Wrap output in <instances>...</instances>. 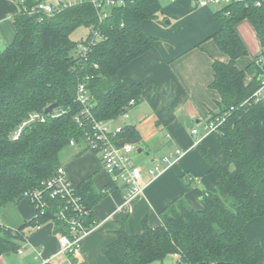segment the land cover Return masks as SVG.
Instances as JSON below:
<instances>
[{"label":"trees","instance_id":"obj_1","mask_svg":"<svg viewBox=\"0 0 264 264\" xmlns=\"http://www.w3.org/2000/svg\"><path fill=\"white\" fill-rule=\"evenodd\" d=\"M44 1L26 0L25 4ZM160 7V0H127L123 6L109 8V15L100 24L97 10L87 0L60 6L50 15L18 12L13 22L14 37L0 50V210L24 199L25 192L43 188V182L62 167L59 155L71 146V139L72 145L81 142L90 150L84 128L74 119L82 107L76 99L78 80L88 76L89 111L97 120L118 119L131 100L138 103L150 80L122 86L117 74L154 46L155 38L142 23L154 18ZM215 18L219 29L211 37L229 60H215L212 65V86L221 97L212 119L231 106L234 110H229L213 134L230 164L212 161L202 150L216 183L202 192L201 206L195 207L180 196L159 212L157 226H150L146 218L138 234H129L121 226L113 243L103 249L109 264H162L168 255L176 257L175 264H264L263 246L247 240L244 231L250 220L264 216V98L241 105L261 86L264 70L262 61H254L243 70L236 66L248 51L235 28L241 20H249L264 56V0L259 5L252 1L227 4L216 10ZM81 25L100 28L103 36L92 45L82 69L78 41L70 38ZM90 36L88 33L85 37ZM247 72L252 74L248 83L244 81ZM51 103L57 106L46 114ZM33 111L43 114L45 121L27 124L14 139L13 132ZM122 130L121 139L138 135L129 125ZM73 184L90 210L88 225L95 226L92 209L107 191L95 190L91 176ZM110 185L116 183L110 181ZM45 200L49 209L42 213L34 208L36 216L16 230L0 227V255L14 252L23 244V230L28 226L53 222L55 233H67V223L56 216L62 200Z\"/></svg>","mask_w":264,"mask_h":264},{"label":"crops","instance_id":"obj_2","mask_svg":"<svg viewBox=\"0 0 264 264\" xmlns=\"http://www.w3.org/2000/svg\"><path fill=\"white\" fill-rule=\"evenodd\" d=\"M25 1L0 0V47L13 39L14 18L25 6ZM160 5L157 15L142 23L146 32L155 38L154 46L122 67L117 74L122 86L150 80L138 103L128 105V116H120L116 120L123 127L129 125L137 130L138 135L133 138L138 139L135 152L139 144L142 156L155 151L159 153L147 168L138 165L142 174L139 183L143 190L125 198L124 185H110V177L101 167L98 152L87 150L84 145L80 149H75V145L69 146L74 150L62 161L68 177L74 183H80L91 176L95 190L109 189L92 209L96 225L84 235L80 248L68 256L59 252L53 222H46L37 229L26 227L23 230L26 240L13 252L21 255L19 264H40L38 251L49 259V264H69V261L70 264H109L103 249L113 243L115 232L121 226L129 234L142 232L143 218L150 226H157L160 223L159 212L180 196H185L195 207L201 206L202 192L216 183V177L208 171L209 165L202 150L212 161L230 164L216 136L207 134L205 129L219 110L221 100L212 86L213 62L227 63L229 60L228 54L220 51L211 37L219 29L215 18L219 6H198L194 0H160ZM235 28L248 51L237 60L236 66L243 70L254 61L261 62L263 50L252 23L243 19ZM239 61H242V66ZM251 78L252 74L247 72L244 81L248 83ZM193 129L197 130L196 134H193ZM176 150L183 152L176 163L155 176L148 173V169L156 166L163 156L174 154ZM13 205L17 208L14 219L2 221L0 218V224L16 229L33 217L34 208L26 198ZM244 231L247 240L257 241L264 248V216L250 220ZM10 253L4 254L8 256ZM1 255L0 264H17L16 261L7 262Z\"/></svg>","mask_w":264,"mask_h":264},{"label":"built area","instance_id":"obj_3","mask_svg":"<svg viewBox=\"0 0 264 264\" xmlns=\"http://www.w3.org/2000/svg\"><path fill=\"white\" fill-rule=\"evenodd\" d=\"M78 0H54L52 2H39L37 5H32L30 9L24 6L23 11L30 13L42 12L46 14H53L55 11L60 8V6L74 5ZM92 3L95 10L98 13L99 24L102 23L106 17L109 15V8L120 7L125 5L127 0H88ZM252 1L254 5H259L262 0H194V3L198 6H208L211 4L217 5L219 7H224L230 3H241ZM91 36L89 38L84 37L80 39L77 44V53L80 56L78 63L82 69L85 60L89 57L88 54L92 49V45L102 39V33L100 28H95L91 26L90 32ZM94 67H97L96 64H93ZM88 79V76L83 77L78 80V89H77V101H80L82 107L79 109L78 113L74 115V119L78 126L84 128L85 131V143L90 150H96L99 153L101 167L110 177V181L115 182L116 184L124 185L126 190V197H133L137 194H140L142 186L140 185L141 179V169L135 163L132 153L135 152V144L125 142L124 144H119L118 141L119 134L123 131L122 126L114 123L113 119L109 121H101L93 118L90 114L91 95L89 93L88 87L86 86L85 80ZM261 86L256 92H254L250 97L244 99L241 103L242 106L250 105L253 102H259L264 98V78L261 79ZM91 101V100H90ZM134 100H131L129 104H133ZM229 110H234V107L231 106ZM228 111L218 114L211 119L208 124H206L205 129L207 134L213 133L217 130L218 126L223 123L228 114ZM122 117H127L126 111L120 114ZM43 114L33 111L29 113L27 119L23 120L19 127L13 132V138L17 139L21 134V130L27 124L34 122V120L45 121ZM85 128H88L90 132L86 131ZM193 134L197 133L196 129L192 130ZM70 144H74V140H70ZM175 154V156H174ZM174 154L169 156H163L161 161L156 164L153 168L148 169V173L155 176L156 174L164 171L165 169L171 167L176 163L180 157L183 155L181 150H176ZM74 182L68 177L66 171L63 167L58 169V172L54 174L51 179L46 182H43V188H36V190L25 192L24 198H26L29 203L32 204L33 208H38L42 213L49 209L46 198H60L62 204H59L56 210V216L61 221H64L68 225L67 233H57L59 240V252L65 256H68L71 253H75L76 250L80 248L81 240L84 235L89 232L94 226L91 224L88 225L86 218L90 213V210L84 205L80 196L77 194L74 188ZM102 191H107L103 189ZM73 211L71 214L68 213V208ZM69 209V210H70ZM34 216L36 214L34 213ZM41 225L37 224L35 229L39 228ZM0 227L4 229L11 228L9 226H3L0 224ZM16 230L15 228H11ZM41 258L40 264H49V259L44 258L42 253L38 251L37 258ZM69 264L71 261L68 262Z\"/></svg>","mask_w":264,"mask_h":264},{"label":"rangeland","instance_id":"obj_4","mask_svg":"<svg viewBox=\"0 0 264 264\" xmlns=\"http://www.w3.org/2000/svg\"><path fill=\"white\" fill-rule=\"evenodd\" d=\"M48 2H51L52 0H47ZM81 1H77L76 3H80ZM23 5H25V7L27 8V11H28V9H30V7L33 5V4H31L30 6H27V4H23ZM21 10L23 11V8H21ZM27 11H25V12H27ZM28 13V12H27ZM91 28V27H90ZM89 28V26H79L78 28H76V30L75 31H73L71 34H70V38L73 40V41H78L79 42V40L80 39H82V38H84L89 32H90V29ZM5 45H2L1 47H0V49L2 48V47H4ZM239 63L241 64V66L243 65L242 64V61H239ZM122 117V116H121ZM124 118V117H123ZM114 120V123H116V124H119V125H121L120 123H118L116 120L117 119H113ZM122 126V125H121ZM122 128H123V126H122ZM82 144H81V142H77L76 143V145H75V149H80V146H81ZM137 147H140L139 146V144H137ZM73 148H71V147H69V146H66L65 147V149L64 150H62V152L60 153V155H59V159L61 160V162L62 161H64L67 157H69L70 156V154H71V152H73ZM135 153H137V152H133L132 153V155H133V159L136 161L135 163L137 164V165H140V164H142L144 167H148L152 162H154V161H152V158H154V157H157L158 156V154L159 153H157L156 151H155V153H150V155H145V154H143V156H142V153H137V154H135ZM137 158L139 159V160H137ZM15 214H17V208H15V206L13 205V203H8L7 205H6V208L3 210H1L0 211V218H1V220L2 221H6L7 219H9L10 218V220L11 219H14V215ZM1 221V222H2ZM11 255H8V256H6L5 254H2L1 256H2V258L3 259H5L7 262H9V263H14L15 261H16V263L17 264H19V263H21V261H22V257H21V255H19V254H14L13 252H11L10 253ZM163 262H169L170 264H174L175 263V259L174 258H172V256L171 255H168V256H166L165 258H164V260H163Z\"/></svg>","mask_w":264,"mask_h":264},{"label":"water","instance_id":"obj_5","mask_svg":"<svg viewBox=\"0 0 264 264\" xmlns=\"http://www.w3.org/2000/svg\"><path fill=\"white\" fill-rule=\"evenodd\" d=\"M262 68L264 70V58L262 60ZM57 103H51L48 105V107L45 109V113L48 114V112H50L51 110H53L54 108H56ZM125 142L131 143V144H135L138 142V139H133V138H129V137H125L123 139H120L118 141L119 144H124ZM142 151V147L137 148V153L139 154Z\"/></svg>","mask_w":264,"mask_h":264}]
</instances>
